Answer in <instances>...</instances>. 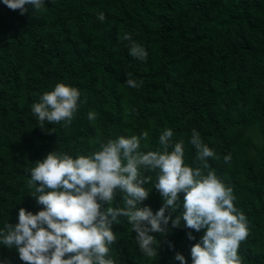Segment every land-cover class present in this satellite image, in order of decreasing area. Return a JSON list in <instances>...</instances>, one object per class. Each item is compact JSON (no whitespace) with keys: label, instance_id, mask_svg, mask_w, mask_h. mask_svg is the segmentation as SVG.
Wrapping results in <instances>:
<instances>
[{"label":"trees","instance_id":"trees-1","mask_svg":"<svg viewBox=\"0 0 264 264\" xmlns=\"http://www.w3.org/2000/svg\"><path fill=\"white\" fill-rule=\"evenodd\" d=\"M45 6L34 12L28 5L22 16L0 0V228L16 224L21 207L41 210L29 196L28 169L53 149L87 155L98 150L97 141L148 131L147 152L171 129L173 143H184L185 163L196 167L195 129L216 154L208 164L247 218L250 234L238 250L243 264H264V0H45ZM125 33L146 50L145 60L129 55ZM129 73L142 85L128 87ZM58 83L78 88L86 102L69 128L46 124L55 130L47 132L31 107ZM89 111L98 114L95 121ZM161 205L153 188L141 206L155 213ZM120 220L113 225L120 237L116 264H179L177 252L191 264L202 233L192 232L190 241L191 230L169 224L165 235L150 233L159 246L149 258ZM0 264L21 262L0 245Z\"/></svg>","mask_w":264,"mask_h":264},{"label":"clouds","instance_id":"clouds-1","mask_svg":"<svg viewBox=\"0 0 264 264\" xmlns=\"http://www.w3.org/2000/svg\"><path fill=\"white\" fill-rule=\"evenodd\" d=\"M2 3L22 16L28 12V5L34 12L46 7L45 0ZM97 19L103 22L104 14L99 13ZM122 39L130 41V56L142 61L147 58L146 50L132 40L130 33ZM131 75L125 84L134 89L141 86L143 82ZM84 102L78 88L58 83L40 96L31 112L40 129L55 132L46 130L45 125L69 128ZM87 118L95 121L98 114L89 111ZM173 136L171 129L164 130L159 147L147 152L142 150V141H149L148 131L140 136L97 141L98 150L87 155L73 156L53 149L28 169L29 196L41 210L33 214L19 208L17 223L6 222L0 228V245L14 250L21 264H116L112 252L120 237L113 225L121 224L123 217L146 257L158 255L159 242L150 233L165 235L170 224L172 229L183 226L191 230L186 233L190 241L196 239L192 232L202 233L190 249L191 264H243L238 250L250 234L248 221L234 205L233 189L207 162L216 157L214 150L194 129L190 143L200 163L189 166L185 163L183 141L173 143ZM230 160V155L224 157L225 163ZM149 173H155V182ZM149 184L162 199L155 213L141 206L150 195L151 189L146 187ZM174 259L187 264L179 252Z\"/></svg>","mask_w":264,"mask_h":264}]
</instances>
